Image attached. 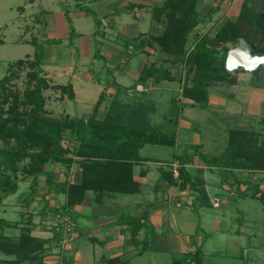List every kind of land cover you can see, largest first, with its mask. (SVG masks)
<instances>
[{
	"label": "trees",
	"instance_id": "1",
	"mask_svg": "<svg viewBox=\"0 0 264 264\" xmlns=\"http://www.w3.org/2000/svg\"><path fill=\"white\" fill-rule=\"evenodd\" d=\"M200 0H163L160 5L151 9V21L161 26L158 34L148 33L139 39L137 50L149 47L172 56H176V63L181 64L183 70V85L181 102L176 115L168 123L177 124V119L186 107L203 108L208 104L209 88L221 85H234L236 77L225 68L227 52L237 45V40L243 38L256 53H264V0H243L235 18H228L213 36L203 34L187 47L190 35L200 25L204 18L197 10ZM217 8L210 9L207 18L216 12ZM72 31V32H71ZM70 38L74 36L73 29ZM34 47L32 59L18 61L28 68L27 77L33 82L31 90L25 99L10 90L13 75L0 78V205L9 195L19 189L17 168L18 162L29 157L25 167V176L30 178V193L23 199L25 207H29L34 200L37 190V181L44 175L47 194L56 189L65 194V203L58 208L45 207L40 214L48 213L56 216L61 224L70 227L69 219L72 216L71 208L81 204L87 194H93L95 203H101L106 195H133L139 189L133 180L134 165L142 160L140 150L145 145H175V134L163 132L158 126L151 124V115L156 111L153 103L143 101L142 98L119 103L115 99L109 106L106 115L97 119L96 103L93 111L87 118H73L61 120L48 116L45 112L46 98L43 94L47 88V80L42 75L44 49L61 43L60 39H45L38 42L33 37ZM230 44V45H229ZM164 69L150 66L138 76L137 82L148 86L149 80H161ZM236 73V71L234 72ZM172 79V76L169 80ZM70 100L74 99L71 86L62 88ZM138 100V101H137ZM178 100H172L173 104ZM180 102V101H179ZM8 104L7 111L13 118L5 117L2 107ZM24 110L19 114V107ZM18 116V117H17ZM23 119V120H22ZM23 123L19 129L12 123ZM264 124V118L260 120ZM63 123H68L70 136L74 139L69 149L63 142ZM257 135V136H256ZM258 133L241 130H232L229 133L228 145L225 151L212 158H207L199 152V145H192L182 155H175L178 162L177 176L172 171H161V178L180 191L196 193L194 202L198 207H211L205 191L206 182L199 176H193L188 165L195 157H199L208 167H219L230 171H264V139L257 138ZM14 138L15 145H10ZM3 144V146L1 145ZM40 147L36 152L28 153L27 149ZM68 152L73 156L66 158ZM80 161V182L71 184L54 180V171L49 169L53 163H61L70 170L74 159ZM76 160V159H75ZM68 176V172H65ZM237 188L240 183L234 180ZM44 194V195H45ZM245 197V193H242ZM264 203V192L257 190L251 196ZM44 202H47L44 200ZM33 216L26 210L20 214L18 221H9L0 218V264H44L52 242H60L68 236L64 231L55 229L52 239H43L31 234ZM60 217V218H59ZM64 218V220L61 219ZM121 223L132 227L129 242L136 245V235L143 224L140 219L123 216ZM5 229H17V235L10 236L4 233ZM150 238L146 237L140 251L148 250ZM204 253L202 246L182 254L173 255L172 264H203ZM118 257L109 258L104 264H121ZM60 264H71L68 260Z\"/></svg>",
	"mask_w": 264,
	"mask_h": 264
},
{
	"label": "rangeland",
	"instance_id": "2",
	"mask_svg": "<svg viewBox=\"0 0 264 264\" xmlns=\"http://www.w3.org/2000/svg\"><path fill=\"white\" fill-rule=\"evenodd\" d=\"M129 1H114L116 12L122 14L124 19L134 28L137 29L139 26L140 31L148 34L149 11H140V18L136 19L127 9V2ZM77 2L80 4L75 7ZM108 2L109 0H0V78L13 75L9 88L18 93L21 99H25L33 86V82L27 77L28 68L26 65L20 64L18 61L25 62L32 59L34 47L30 42L33 37H36L39 42L45 36H65L68 31L70 34L73 27L76 33H82L85 37L80 38V40L76 39V45L79 41L82 44L86 43L88 38L92 44H97L98 36L95 38L93 32L99 29L98 34L101 37L103 32H108L105 24L111 25L110 14L107 12L109 8L106 7ZM142 2H149V0ZM79 8L84 14L78 12ZM228 16L235 18L234 14L229 13ZM111 28L116 34H122L120 26H112ZM200 33L202 34L203 31ZM214 33V30H211L209 34L213 36ZM192 39L191 36L187 42L189 48L194 44ZM92 48L95 50L94 46ZM85 49L81 47L79 50L84 53ZM142 51L130 47L126 53L128 56H132L138 52L136 55H138L139 60L145 61V65L154 61L156 67L158 66L160 69L165 67L164 71H167L161 80L154 82L152 90L149 89L147 94L142 91L156 106V111L150 117L151 124L160 127L163 132L175 134V145L173 146L145 145L140 150L142 158L150 160L149 163L145 162L141 166H148L146 169H150L153 175L151 176L152 179L161 175V167L166 171H172L176 177L178 162L175 155H182L192 145H199V152L207 158L221 155L228 145L229 133L232 130L252 131L259 134L257 138L264 139V124L260 122L261 117L264 116V69L262 83H256L247 71L232 72L237 79L235 85L210 87L208 89L209 100L205 107H186L176 118L177 124L171 125L168 123L169 120L176 115L181 102H183L180 95L184 71L180 70L182 66L179 62L174 61L171 64L169 61L159 59L157 54L155 55V52H159L156 49L147 47V53ZM44 52L51 54L52 57L59 55L58 57L65 59L70 55L64 46L47 48L44 49ZM82 53L80 54L83 55ZM81 57L80 61L84 59ZM123 58H126V54L123 55ZM70 63L78 68L80 62L77 57L72 56L68 64L60 65L58 68L67 67ZM84 63L86 64L87 61ZM43 67V71L46 73H42V75L47 76V88L43 92L48 99L45 108L46 115L61 120L87 118L93 110L94 95L96 98V93L101 87L89 84V86H85L87 89H80L82 86L76 84L78 100L69 102L67 95L63 94L62 91V88L66 86L64 84L67 83V76L64 78L58 76V70L51 66L43 65ZM114 73L119 74L117 69H109L107 64L106 66L100 65L99 72L94 75L97 80L109 84L114 80ZM171 76L172 79L169 80ZM118 78L116 81L119 84H122V79L124 81L120 94L124 98H128L124 94L126 89L124 85H129L133 77L127 73L122 79L119 80ZM131 93L137 95L135 91H131ZM123 96H119V99L121 100ZM179 97L181 100L173 104L172 100ZM127 101L134 100L125 98L126 103ZM7 107L8 104L2 107L3 115L12 119L13 115L7 111ZM106 107H103L99 113L97 110L98 120L105 117ZM23 110L24 106H20L18 116ZM12 124L19 129L24 125L20 122ZM62 128L64 145L70 149L71 143L74 142L70 136V127L68 123H63ZM1 145L3 146L2 143ZM10 145H15L14 138H11ZM39 149L40 147L29 148L27 152L32 153ZM189 151L190 153L193 152L191 149ZM72 156L73 154L68 152L66 158ZM75 159L73 165L75 164L80 168L79 159ZM28 162L29 157L18 162L19 189L15 194L9 195L3 200L0 205V218L12 222L18 221L20 214L29 210L24 205L25 201L22 200L27 198L30 193L31 179L25 176L24 172ZM55 166H59L60 170L63 168L62 172L56 171V173H60L58 175V181H60L63 171L68 172L69 170L58 162L51 164L48 168L54 171ZM187 168L193 176L202 177L206 181L207 184L204 188L211 207H198L197 203L194 202L196 193L188 190L180 191L172 185H170L172 187L170 193L172 194L168 192L167 199H158L160 195L158 194V198L155 200L154 193L148 188L143 198L134 197V199L144 200L146 205L152 203L151 206H154V209L161 208L163 210L161 218L163 221L161 223H164L163 227H157L154 230L158 233L164 231V235H160L161 238L169 237L172 242L177 239L186 247L190 245V250L202 246V250L205 252L203 264H264V203L251 197L257 190L264 192V171L248 172L236 169L232 170L233 174H231L224 168L208 167L198 156ZM159 169H161L160 172ZM44 178V175L40 176V184H43ZM235 179L240 183L238 188ZM242 193H245V197ZM169 194L170 196H168ZM161 195L163 196L162 193ZM40 204L33 201L30 205L38 209ZM4 233L15 237L18 230L5 229ZM159 251L156 250L159 256L151 253L136 256L131 259L130 264H168V260L163 255L164 249L162 252ZM4 258L0 255V259Z\"/></svg>",
	"mask_w": 264,
	"mask_h": 264
},
{
	"label": "crops",
	"instance_id": "3",
	"mask_svg": "<svg viewBox=\"0 0 264 264\" xmlns=\"http://www.w3.org/2000/svg\"><path fill=\"white\" fill-rule=\"evenodd\" d=\"M114 1L116 0H109L108 5L106 6L109 8L107 12L108 14H110L109 19L111 21V25L105 24L108 32H103V35H101V37L98 34L99 29L93 32V36L95 38L96 36H98L96 39L98 41L97 44H92L88 38L86 43L84 42L82 44V42L79 41V43H77L76 45V39L80 40V38L85 37L82 33H76L73 27L72 29L74 36L72 38L69 37L70 35L68 31L65 36H45L41 39H60V44L46 46L45 49L64 46L70 54L69 57L65 59L64 57H58L59 55L52 57L51 54L44 52L43 63L41 66L42 72L46 73L43 71V65L47 67L51 66L53 69L58 70V76L63 78L67 76V83H65L64 85H70L74 94L73 100H70L68 98L69 102L78 100L76 84L82 86V88L80 89H87V87L85 86H89V84L100 86L101 88H99L98 92L96 93V98L94 95L93 106L94 109L96 103L100 99V104L97 106L98 113L103 107L105 108L106 106L107 112L114 99L117 102L124 104L126 103L125 98H130L131 100H136V98H144L143 101H148L154 104V102H152L151 99H148V97L145 95V93L147 94V92L150 91L149 89L152 90V87H154L153 84L155 83L153 78L149 80V84L146 87L143 86L142 83H138L137 79L145 68L155 66V62L151 61L147 63L148 65H145V61L142 59L139 60L138 55H136L138 54V52L132 56H128V53H126L128 48L130 47L137 49L136 46L139 43V39L147 33L140 31L139 26L137 27V29L134 28V26L130 25L124 19V16L122 14H118L116 12V8H114ZM142 1L144 0H130L129 2H127V9L129 10V13H131L136 19L140 18V11H149V14L151 15L152 7L154 5H160L163 2V0H151V2L150 0L149 2ZM242 1L243 0H200L197 3V10L204 18V21L200 25H198L195 31L190 35V37L192 36L193 38L192 40H194L195 42L203 34L210 33L211 30H214V32L219 30L222 24L228 18H230L228 16L229 13L232 15L234 14V16L236 17L238 15L239 7ZM79 4L80 3L77 2L75 7H78ZM214 8H217L216 12L211 16V18L208 19L207 16L209 10ZM78 12L84 14V12H82V9H80ZM97 24L99 27L98 22ZM112 26H120V28L122 29V34L124 36L122 34H116L115 32H113L114 29L111 28ZM160 29L161 26L153 23L150 17V26L148 33L158 34L160 32ZM201 31H203L202 34L200 33ZM196 33H198V35H195ZM93 46L95 47V50H92ZM81 47L86 48V51L84 53L79 50ZM96 51L97 53H95ZM79 52L83 55H81ZM142 52L147 53V47L144 48ZM124 53L126 54V58H123V55H125ZM155 55L159 59L161 58L164 61H169V63L171 64L174 63L176 58V56H172L163 52H155ZM72 56L77 57L78 61L80 62L77 66L78 68L73 66L72 63H70V65H68L67 67H62V69L58 68V66L60 65L68 64L72 59ZM80 57L84 59L80 61ZM68 59L70 60L68 61ZM84 61H87V63L85 64ZM107 64L109 69H117L119 74H122L119 75L118 73H114V80L109 84L97 80L94 75L95 73L99 72L100 65L106 66ZM156 68L159 67L157 66ZM163 69H165V67H163ZM127 73L131 74L133 79L129 83V85H124L126 87V89L124 90V94L128 96V98H124V96L120 94V90L123 87L122 84H124V81H122V77H124ZM43 77L47 80V76L43 75ZM117 78L119 80L122 79V84H119V82L116 81ZM115 85L118 87H116ZM131 91L137 92V95H133ZM142 91H144L145 93H143ZM119 96H123V98L120 100ZM177 100H181L180 97L177 98ZM47 101L48 99L46 98V104ZM183 102L187 101L183 100ZM263 118L264 116L261 117V119ZM241 131L253 133L252 131L248 130ZM149 161V159L142 158L139 163L134 165L133 180L136 182L137 187L140 190L137 194L106 195L101 203H95L93 200V194H87L81 204H77L71 208L72 216L69 219L70 227H66V224H61L59 226L58 224L61 221L56 216L49 215L48 213L40 214L41 210L45 207V203L46 206L50 209L61 207L65 203V194L63 193V191L58 192L55 188L45 194V182L43 181V184H40L38 179V187L35 192L33 201H37V203L41 204L38 209H35V207H32L31 205H29L28 207V211L33 216L32 218L34 224L31 234L35 237L43 239H52L55 233V229L64 231L65 234H68V236L65 237L63 241L52 242V245L54 246H52V248L47 251L43 261L44 264H60L64 263L65 260H68V262H70L71 264H104V261L106 259L114 257L120 258L122 260L121 264H130L131 259H134L136 256H143L147 253L157 255L156 250H160L159 252H162L163 249V255L166 260H168V264H172L173 255L190 251V245L186 247L177 239H174V241L172 242L169 237L161 238L160 235H164V231L158 233L154 230V228L156 229L157 227H163L164 224L161 223L163 214V210L161 208L154 209V206H151L153 205L152 203L146 205V201L134 199V197L143 198V196L146 194L145 191L148 188L151 189L152 193H154L153 195L155 200L158 197V199H167V193L171 192L170 189L172 187L161 178V175H158L155 179H152L151 176L153 175L150 172V169H146L148 166H141V164L145 162L149 163ZM75 166L76 165L74 164L70 168L67 177L65 176V172L63 171V175H61L63 179L61 178L60 181H58V175L60 173H56V171H61L63 170V168L60 167V170L59 166H55V170L53 173L55 177L54 180L58 182L78 184L81 179L80 169ZM161 169L163 170V167H161ZM161 169H159L158 171L160 172ZM161 193L163 194V196L161 195ZM158 194H160L161 196H158ZM170 194L168 196H170ZM44 200H46L47 202H44ZM123 216L140 219V223L143 224L136 235V245H133L129 242L131 238L132 227L130 225L121 223ZM146 237L150 238V248L145 251H140V247Z\"/></svg>",
	"mask_w": 264,
	"mask_h": 264
},
{
	"label": "water",
	"instance_id": "4",
	"mask_svg": "<svg viewBox=\"0 0 264 264\" xmlns=\"http://www.w3.org/2000/svg\"><path fill=\"white\" fill-rule=\"evenodd\" d=\"M225 68L231 73L240 70L247 71L256 83H262L264 53H256L243 38H239L237 45L227 52Z\"/></svg>",
	"mask_w": 264,
	"mask_h": 264
},
{
	"label": "built area",
	"instance_id": "5",
	"mask_svg": "<svg viewBox=\"0 0 264 264\" xmlns=\"http://www.w3.org/2000/svg\"><path fill=\"white\" fill-rule=\"evenodd\" d=\"M60 218V217H59ZM62 220H64V218L61 217ZM65 221V220H64Z\"/></svg>",
	"mask_w": 264,
	"mask_h": 264
}]
</instances>
